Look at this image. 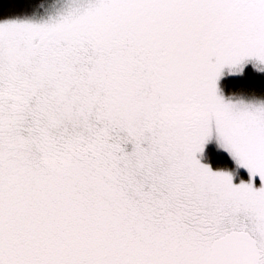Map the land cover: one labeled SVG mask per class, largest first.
I'll use <instances>...</instances> for the list:
<instances>
[{"label": "snow or ice", "instance_id": "snow-or-ice-1", "mask_svg": "<svg viewBox=\"0 0 264 264\" xmlns=\"http://www.w3.org/2000/svg\"><path fill=\"white\" fill-rule=\"evenodd\" d=\"M0 11V264H264V0Z\"/></svg>", "mask_w": 264, "mask_h": 264}, {"label": "trees", "instance_id": "trees-1", "mask_svg": "<svg viewBox=\"0 0 264 264\" xmlns=\"http://www.w3.org/2000/svg\"><path fill=\"white\" fill-rule=\"evenodd\" d=\"M25 0H0V11H18L24 7Z\"/></svg>", "mask_w": 264, "mask_h": 264}]
</instances>
